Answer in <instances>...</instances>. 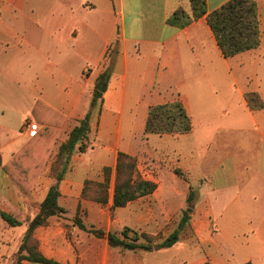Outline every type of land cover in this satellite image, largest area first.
Listing matches in <instances>:
<instances>
[{"label":"crops","instance_id":"crops-1","mask_svg":"<svg viewBox=\"0 0 264 264\" xmlns=\"http://www.w3.org/2000/svg\"><path fill=\"white\" fill-rule=\"evenodd\" d=\"M229 1L206 0L207 12ZM253 1L260 46L227 59L206 17L185 28L167 22L176 10L190 12L189 0H0L2 161H10L31 138L22 127L27 119L35 121L37 101L66 119L32 187L19 186L0 165V213L22 222L11 227L0 214V264L17 251L18 230L47 196L60 145L89 112L85 152L70 157L59 187L58 203L66 213L35 230L42 255L59 264H264V108L252 110L246 98L256 93L264 104V0ZM102 83L103 92L98 90ZM157 85L175 93L163 98L155 91ZM96 91L101 97L92 108ZM177 99L191 120L194 111L207 115L200 140L193 121L188 134H150L149 140L155 138L156 162L186 176V207L198 188L191 218L173 247L146 251L112 246L109 234L131 241L136 233H162L161 244L182 220L186 207L167 202L168 194L181 193L178 184L166 188L157 179L153 194L113 208L118 154L138 156L133 140L139 125L145 129L149 108ZM211 115L233 119L221 124ZM194 139L202 147L220 145L226 151L204 155L199 169L187 148ZM106 169L108 202L83 198L85 183L105 182ZM76 217L86 230L75 224ZM120 227L122 237L113 232ZM125 229L128 238L122 234ZM138 250L142 253L131 262L130 252Z\"/></svg>","mask_w":264,"mask_h":264},{"label":"trees","instance_id":"trees-1","mask_svg":"<svg viewBox=\"0 0 264 264\" xmlns=\"http://www.w3.org/2000/svg\"><path fill=\"white\" fill-rule=\"evenodd\" d=\"M190 12L179 9L173 12L167 19L170 25L185 28L202 17H206L217 44L225 58H232L237 54L257 49L260 46V25L258 16V6L253 0H230L220 8L208 13L206 0H189ZM101 93L96 91L91 107L94 108ZM247 102L252 110L264 108L256 93H248ZM47 106L37 101L33 108V117L40 126L38 132L32 136L28 142L19 150L14 157L4 163L0 155V165L5 173L13 179L19 186L25 189L32 187L38 180L45 158L49 154L53 145L57 142L66 119L63 115L47 110ZM53 113V114H51ZM60 118H57V117ZM89 112L84 119L75 126L68 139L59 147L58 153L52 163L50 176L54 182L50 186L47 196L40 204L39 212L29 222L23 241L15 253L16 263L28 260L41 264H59L47 259L39 251V245L34 237L35 230L48 224V220L54 216H62L66 210L59 206L60 184L64 179L68 160L75 153H84V141L90 132ZM60 119V121L58 120ZM44 126V128L42 127ZM193 130L191 117L187 113L183 103L177 99L173 102L151 106L148 111L145 124V133L164 135H184ZM23 163V168L28 174L23 175L16 167L15 163ZM106 179L103 183L87 181L83 188V198L95 201L100 204L108 202L109 192V169H106ZM157 184L151 180L144 179L138 170L136 157L120 152L118 154L116 166V182L113 195V208L126 206L129 202L151 195L155 192ZM194 193L188 197L187 209L183 212L182 220L178 229L171 234L163 243L158 245H140L137 243L139 236L131 241L120 240L117 236L109 234V243L112 246H121L128 250L143 249L155 251L170 248L179 242V235L191 218L194 210ZM1 217L11 227H20L22 222L15 217L1 212ZM75 224L79 228L86 230L78 217ZM129 229L123 231V236L128 238ZM100 237L104 235L102 231H94ZM146 236V235H145Z\"/></svg>","mask_w":264,"mask_h":264},{"label":"rangeland","instance_id":"rangeland-1","mask_svg":"<svg viewBox=\"0 0 264 264\" xmlns=\"http://www.w3.org/2000/svg\"><path fill=\"white\" fill-rule=\"evenodd\" d=\"M183 5H186V2L183 3ZM188 8V7H187ZM231 83L228 82V87L230 86ZM156 93L160 96L164 97H169L172 94L175 93L174 90H170V91H166V89H160L158 87V85L156 86ZM207 116L206 114H203L201 112H193L192 113V121L194 123V125H196L197 127V133L198 135H196V137L200 140V133H201V129H202V122H206V118L204 117ZM212 116V115H211ZM213 120L216 123H221V124H228L230 122H232L233 119V115H229V116H224V115H214L212 116ZM150 135L145 133V129L143 128L142 125H139V127L136 129V138L134 137V148L136 149V151L138 152V156H135L137 159V163H138V169L140 174L142 175V177L150 179L154 182V179L159 180V182L161 181V183H164V185L166 186V188L169 187H173L175 186L177 183L179 189L181 190L180 194H168L167 196V202H170L172 207L174 208H178L180 205H184L183 207H186V200H183L184 196H185V192L186 189L185 187L187 186V178L185 175H183V173H181L179 170H176L174 166H164L159 164L158 162H156L153 159V148L156 146V142H155V138H152L149 140ZM90 140L91 142H93L92 140V136H90ZM197 142L196 139L188 142L187 144V148L189 149L190 156L193 158V164L195 167H199V169L202 168L203 165V157L204 155H213L214 157H217V154L219 153H224L226 150L223 148V146L220 145H213L209 147H202L200 143H195ZM195 143V144H194ZM200 144V145H199ZM176 146V145H174ZM178 146V144H177ZM152 154V155H150ZM54 162V161H53ZM208 164V162H206ZM16 167L19 169V171L22 172L23 175L26 176V174H28V171L25 170V167L23 168V163H15ZM172 173H174L175 175L178 176V180L172 175ZM51 177V176H50ZM52 178V177H51ZM54 180V179H53ZM97 183V182H96ZM200 184V183H198ZM197 184V185H198ZM193 190L196 191V194L194 196L195 200L194 202H196L197 199H199V192L198 188H194ZM89 200V199H88ZM188 206V205H187ZM187 209V207L184 209V211ZM39 212L38 209H34V215L35 216L37 213ZM65 214H63L61 217H64ZM32 220V217L27 221H24V223H27L26 227H23L22 230H18L17 233V237H18V248L17 251L23 241V237L25 235L24 231L25 229L27 230L28 227V223ZM65 229L67 230V234L70 235V231H71V227L68 224H65ZM124 227H120V228H115L113 229V232L116 233L117 235H119L120 237H122L120 235L121 231L123 230ZM141 236L139 237L137 243H150V244H158L159 242H162L164 235L162 233L158 234V235H146L144 233H140ZM146 235V236H145ZM131 239H134L135 237L132 235L130 236ZM162 238V239H161ZM186 238L189 239V230L185 229L183 231V239L186 240ZM77 241V240H76ZM38 242V241H37ZM39 245V244H38ZM125 250V248H124ZM17 251H15L14 253H8L7 255H5L3 257V264H15L16 263V258H15V253H17ZM131 253V262L136 261L137 259V253H142V250H138L135 252H130Z\"/></svg>","mask_w":264,"mask_h":264},{"label":"built area","instance_id":"built-area-1","mask_svg":"<svg viewBox=\"0 0 264 264\" xmlns=\"http://www.w3.org/2000/svg\"><path fill=\"white\" fill-rule=\"evenodd\" d=\"M39 129L40 126L32 119H27L22 127V131L30 137L34 136Z\"/></svg>","mask_w":264,"mask_h":264},{"label":"water","instance_id":"water-1","mask_svg":"<svg viewBox=\"0 0 264 264\" xmlns=\"http://www.w3.org/2000/svg\"><path fill=\"white\" fill-rule=\"evenodd\" d=\"M99 91L103 92L104 91V84H100L99 88H98Z\"/></svg>","mask_w":264,"mask_h":264}]
</instances>
